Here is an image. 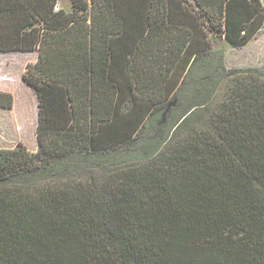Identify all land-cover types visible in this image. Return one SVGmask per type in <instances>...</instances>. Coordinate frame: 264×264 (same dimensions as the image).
I'll return each instance as SVG.
<instances>
[{"label": "trees", "instance_id": "16d2710c", "mask_svg": "<svg viewBox=\"0 0 264 264\" xmlns=\"http://www.w3.org/2000/svg\"><path fill=\"white\" fill-rule=\"evenodd\" d=\"M17 11L37 37L9 27L0 51L37 46V149L0 148V264H264V77L228 75L212 106L194 72L264 3L0 0Z\"/></svg>", "mask_w": 264, "mask_h": 264}, {"label": "rangeland", "instance_id": "374dc122", "mask_svg": "<svg viewBox=\"0 0 264 264\" xmlns=\"http://www.w3.org/2000/svg\"><path fill=\"white\" fill-rule=\"evenodd\" d=\"M261 1L264 3V0ZM5 23L11 25L9 21ZM5 23L0 22L1 39H6L8 35L9 26ZM35 27H38L37 24L32 23V28L26 32L34 38L37 37L33 30ZM23 30L27 31L28 29L25 27ZM210 36L213 39L214 48L208 54L205 66L203 68L196 66L194 72L199 69L197 76L208 73L210 77L215 78L214 82L211 81L205 87L206 92L213 94L212 97L208 96L213 106L225 97L229 89L230 78L228 75L249 70L264 77V25L250 41L241 46L228 44L222 35L215 32H210ZM13 38L14 35L8 42H11ZM36 47L32 49L33 51L28 50L32 51L29 53L18 49L19 53L3 50L6 52L0 54V91L8 92L13 97L12 108L0 107V148H13L18 143H23L31 151L37 149V100L32 87L22 79L26 64L37 59L38 50ZM221 73H224L226 78H222L214 86L216 78L218 79ZM167 88H169V84ZM198 97L199 93L192 91L188 101H196ZM108 129L110 128L104 129L105 135L110 134ZM123 159L124 155L118 154L113 158V161L122 162Z\"/></svg>", "mask_w": 264, "mask_h": 264}, {"label": "crops", "instance_id": "0c3cea01", "mask_svg": "<svg viewBox=\"0 0 264 264\" xmlns=\"http://www.w3.org/2000/svg\"><path fill=\"white\" fill-rule=\"evenodd\" d=\"M7 21H9L12 26H22V25H25V24L28 25V23L29 24H31V23L36 24L35 20L31 16L26 15V13H24V12H18V11L17 12H13V13H9L7 15H0V22L1 23H5ZM5 24H7V23H5ZM7 25L9 27H12L9 24H7ZM37 26H39V25H37ZM7 51H12V53H14V52H17L18 50H7ZM32 51H28V50L27 51H23L22 50V52H27V53L32 52ZM3 52H6V51H0V54H4ZM17 53H19V52H17Z\"/></svg>", "mask_w": 264, "mask_h": 264}]
</instances>
